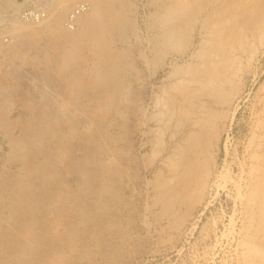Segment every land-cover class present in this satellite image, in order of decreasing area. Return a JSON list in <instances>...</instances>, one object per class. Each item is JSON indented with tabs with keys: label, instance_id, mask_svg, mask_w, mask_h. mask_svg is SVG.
<instances>
[{
	"label": "bare ground",
	"instance_id": "6f19581e",
	"mask_svg": "<svg viewBox=\"0 0 264 264\" xmlns=\"http://www.w3.org/2000/svg\"><path fill=\"white\" fill-rule=\"evenodd\" d=\"M42 1L32 8L8 1L14 10L0 31V137L8 146L0 264H72L104 247L123 264L145 245L142 235H128L134 221L166 240L212 185L224 188L215 180L219 141L258 52L250 39L264 34V0H156L144 37L133 0ZM132 39L141 45L137 55ZM178 55L188 59L179 63ZM168 64L167 87L148 95ZM258 70L254 78L264 66ZM25 80L37 97L21 101L13 116L11 94ZM262 95L251 161L234 184L243 205L240 264H264ZM135 135L150 153L135 151ZM138 163L149 164L150 177Z\"/></svg>",
	"mask_w": 264,
	"mask_h": 264
},
{
	"label": "rangeland",
	"instance_id": "374dc122",
	"mask_svg": "<svg viewBox=\"0 0 264 264\" xmlns=\"http://www.w3.org/2000/svg\"><path fill=\"white\" fill-rule=\"evenodd\" d=\"M8 1L14 2L15 4L22 3V6L24 5L23 8H32V4L44 2L42 0H0V7H2L0 11V15L2 17L0 16V19H2L5 14V18H3L5 21L3 19L0 20V22L4 21L0 23V31L6 29V23L9 20L8 18L11 16V11L13 13L14 10L12 7H9ZM133 2L135 5L131 7V12L134 11L133 17H137H135L136 25L141 36L143 35L142 37H144V35H147V27L150 26L152 22L151 13L157 8V2L156 0H133ZM3 5L7 6L4 7ZM22 6L19 8V10L23 9ZM8 9H10V11H8ZM2 11H4V14L1 13ZM29 13H31V11ZM245 30L249 31L247 28ZM261 37L262 38L260 39V36H258L259 40L257 38H249L254 43V50L257 48L255 52L258 51L260 53L257 52L256 56L254 55L255 58L253 56L252 61H247V64L249 65V71L242 78L241 86L238 90L239 93L237 92L238 94L235 95V98L231 104L232 109L235 111L234 118L232 121H230V123L228 122V127L222 134L219 141V151L216 158V166L217 174L220 175H218L215 180H218V183H224V188L222 185L219 187L216 184V186L212 185L207 191L206 200L202 202L203 204L195 210L194 215L188 220L185 226L182 227L181 231L176 233L177 235L173 233L171 236L172 238L170 237L166 240H162L157 232H146L143 221L140 219L134 221L128 226L130 229V233L128 235L129 237L142 235L145 239V245L143 246L142 250H140V252H135L133 249L129 250L130 252L128 254V258L123 264H240L238 255L241 248L240 245H238L239 241L237 240H239L238 229L241 226L243 220V205L240 203L241 201L237 195L238 192H236L237 189L234 184L238 182V177L242 172L241 170H243L244 167L247 166V164L251 161L250 152L252 150V145L250 141L254 132V123L257 113L260 109L258 108L260 107V100L263 97L262 94H264V72L260 76L254 78V72L258 69V71H260L264 66V42H260L264 38V34ZM135 41V39H132L133 46L131 47L134 54L137 55V50L141 45L139 42ZM245 55H247V53ZM175 59H177L179 63H182L188 59V56L178 55ZM23 66L24 65L22 64V67ZM25 67L26 66H24L23 70L20 72V77L22 76V78L28 71V69ZM169 70L170 64H168L165 69H160L158 71L157 75L151 82L153 87L149 88L148 95L150 91H158L159 88L165 87L166 84L168 85L171 79H169L166 74L169 72ZM52 76L55 77L53 72ZM8 81L9 80H7V82ZM24 83L25 84H23V88H20L18 92L14 90L11 94L14 103L17 104L14 105L15 110L12 112L13 116H18L21 113V110L16 108L18 104L21 103V101L23 102L29 98L37 97V94H34L33 92L34 90L30 89V86V88L27 86L26 83L28 82L25 80ZM134 87L136 88L137 85L135 84ZM253 109L256 112H253ZM227 120H229V116ZM117 127L118 126L115 127V130H119ZM133 140L136 149L135 151L140 150L142 155L151 152L150 143H146V145L142 147L141 144L143 143L140 136L135 135ZM5 144L6 143H4L0 137V145H2V148L0 147V164L2 165H0V168L2 167L0 169V173H2L3 162H5V154L8 150V146ZM161 156L162 155L157 158L156 167L161 165ZM147 165L138 163L137 166L141 175H147L150 177L151 173L153 172L149 168V164ZM223 173L227 175L226 181H224L225 179L221 177ZM75 177L76 176H74L71 180L73 184L80 182V177ZM142 186L143 185L141 184L140 187L142 188ZM126 194L129 193L127 192ZM142 201L143 199L140 202L142 203ZM207 203L209 204L206 205ZM149 220L150 218L148 217L147 221ZM213 221L215 223H212ZM133 241L134 239H131L129 245L132 244ZM110 250L111 248L104 247L100 251V254L89 255L85 258H81V260H75L72 264H114L118 256L115 254V252L108 253Z\"/></svg>",
	"mask_w": 264,
	"mask_h": 264
}]
</instances>
